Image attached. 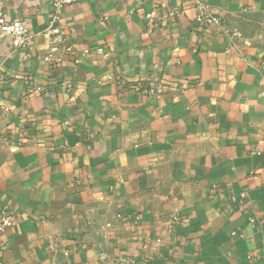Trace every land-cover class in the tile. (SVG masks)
I'll use <instances>...</instances> for the list:
<instances>
[{"label":"crops","instance_id":"obj_1","mask_svg":"<svg viewBox=\"0 0 264 264\" xmlns=\"http://www.w3.org/2000/svg\"><path fill=\"white\" fill-rule=\"evenodd\" d=\"M54 1L0 0V264H264L263 48L194 21L264 0Z\"/></svg>","mask_w":264,"mask_h":264},{"label":"built area","instance_id":"obj_2","mask_svg":"<svg viewBox=\"0 0 264 264\" xmlns=\"http://www.w3.org/2000/svg\"><path fill=\"white\" fill-rule=\"evenodd\" d=\"M80 0H55L53 2V12L51 13L50 20L44 29V34L50 36L52 38V45L60 44L64 41L65 31L60 23V12L65 8L79 2ZM195 23L200 27H211L216 26L220 28L229 38H240L241 33L238 30L233 32H229L226 29V25L222 20L212 15L206 6L201 3H197L195 5ZM0 36H4L10 40V44L14 50L23 52L25 50H29L32 45L33 36L29 32V21L24 19H7L6 13L4 10V6L2 2H0ZM44 62H51L52 56L51 54H47L42 59ZM160 86H151L146 88V92L149 96H156L161 92ZM32 92V90H29ZM117 218L124 222L126 218L121 216H117ZM179 221L177 215H173L169 219L170 226H174ZM248 222L251 225L255 223L264 224V217L261 218H248ZM10 219L9 215L6 211H1L0 213V233L4 232V230L9 226ZM233 236L235 233L232 234ZM100 259L103 260L104 256L101 255ZM103 264V262H101ZM116 264H132V262H117Z\"/></svg>","mask_w":264,"mask_h":264},{"label":"rangeland","instance_id":"obj_3","mask_svg":"<svg viewBox=\"0 0 264 264\" xmlns=\"http://www.w3.org/2000/svg\"><path fill=\"white\" fill-rule=\"evenodd\" d=\"M232 23L225 25L229 32L238 30L241 33L240 38L233 39L237 45L253 44L255 47L263 48L264 52V16L249 14L234 18Z\"/></svg>","mask_w":264,"mask_h":264}]
</instances>
